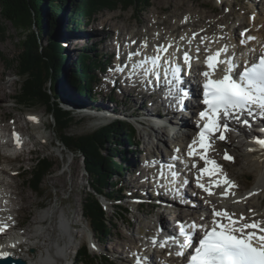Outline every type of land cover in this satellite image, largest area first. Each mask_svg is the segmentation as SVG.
<instances>
[{
  "label": "rangeland",
  "instance_id": "rangeland-1",
  "mask_svg": "<svg viewBox=\"0 0 264 264\" xmlns=\"http://www.w3.org/2000/svg\"><path fill=\"white\" fill-rule=\"evenodd\" d=\"M256 2L261 4L264 0H258ZM252 3V0H224L223 2L220 0H150L147 5L141 4L138 7L134 6L126 10L122 9V7L115 10H101L91 19V21H95V24H86L84 21L79 22L72 20L70 10L73 4L71 3V0H65L64 4L61 6V14L63 15L64 23L61 25L62 37H59V41H63L64 44H66L63 37L66 38V40L68 39V47L64 45L66 48L63 51L65 61L61 66L64 77L60 79L64 87V96H61L59 100L62 108L74 116V120L72 121L71 126L67 128V132L75 136L92 133L102 124L104 125L118 119L107 118L109 121H105L102 119L104 117H101L98 114L104 107H113L118 116H121L118 120H127L137 129L133 144L126 142L123 143L119 140L113 144H107L110 148L112 146L113 148L117 147L120 149L118 155L116 154L114 156L115 159L123 164V166H127L128 170L131 163L129 164L124 161V156H126L128 160H130V157L131 159L139 158L143 162L145 158L154 159L155 156L163 157V154L168 152V149L172 148L173 139L175 138L177 131L169 126L161 127L160 125H157V123L153 126L147 121V119L140 117V115L137 117L127 116V114H125L126 112H133L134 110H137V108L143 107L141 98L138 96V93H127L126 89H123L122 93H120L117 86L108 88V85L104 82L105 75L99 68L95 69L97 81L93 85L92 93V96H94L96 100L91 99L89 94L84 95L79 93L76 86L69 81V78H71L72 75V65L75 63V59L79 54L86 50L93 55H96L95 51H97V54H103V58L108 60L110 58L109 47L114 45V43H117L116 37L120 30L118 27H121V31H124V39L129 38L127 40H130L131 37H136L139 38L140 43L142 42V44V40H148L143 37L146 35L148 29H151L154 34L152 39L157 37H155V35L158 34L156 31L157 28L161 31V40L164 43H166L169 38H176L175 40L182 38L183 40L188 32L194 33V31H200L201 34L197 40L199 44L205 40L210 42L211 38L218 35L219 32H224V35L228 36L227 40H231L233 37L235 41H238L241 44V41L245 39L242 35L243 29L247 26L254 27L259 21V19L255 23L250 21H253V19H251V13L255 12V4L253 6ZM259 12H261V10ZM223 15H226L227 17L226 21L229 24L228 28H223L224 24L219 21V24L216 23L212 26L217 29L219 25L222 24L217 32L212 33V31L207 34L204 30H201V28L205 26L203 22L206 23V18L211 21L212 17L217 19L220 17L222 18ZM192 16L194 18L192 19L196 20L198 25L193 27L189 25V21L184 24L186 18ZM88 20L89 19H86V21ZM158 20H164V22L166 20L170 22L171 25L183 23L186 25L185 28L187 29L184 32L182 27H177L175 30V36H182L183 33L184 36L180 38L167 37L171 36L172 30L170 27L172 26L169 24L162 27L158 25ZM102 21L104 22V25H102ZM5 26L6 32L3 35H0V80L5 87L4 93L8 94L9 97L3 101V104L0 106V124H3V127H6V131H13L15 128H19L24 134H27V140L33 139L36 142L32 144L30 143L28 148L33 149L34 153L26 151V154L20 157H14L12 155L7 156L8 152L5 149H2L4 155L0 153V163L2 164L0 165L9 170V174L1 175L2 179L7 182L15 180L23 189V192H25L24 194L30 195L31 200L30 203H26V208L22 207L23 205H21L22 203H20L19 200L16 203H12L10 206H5L12 211V214L15 215L19 221H21L22 227L20 232L22 233L27 232L28 228L37 229V225H40V223L35 222L36 217L41 215V213H44V211L50 207L56 206L57 211L55 213L56 216L54 218L55 220H53V225H51L49 221H46L47 219L44 220L46 222H43V225L45 227H52L53 242L54 239L59 240L58 242L63 246L66 245L68 238L60 237L61 231L58 221L60 220V216L64 214L70 224L69 229L73 236L72 243L70 244V249H68L69 252L65 255L64 259L58 260L55 264H84V262L79 260L77 255L78 250L84 246L92 258H98L99 262H96V264H134V252L142 250V240H145L149 235H154L156 232L155 227H157L155 224L156 222L158 223L159 218L161 217L162 219L164 218L168 220L176 218L175 215L177 216V214L171 210L173 208L172 206L175 205L172 204L169 208L164 205H154V199H151L150 196L147 198L131 197L129 194L132 190L127 183L130 182V184H136L132 181L135 174L126 175L125 172H122L121 175H116L114 178L110 179L109 183V188L113 191L115 196L124 197L122 199L120 198V201L116 203L108 201L109 203L106 205L107 216L112 218L111 234L101 238L93 231L89 220L83 212L86 195L94 191L88 181L90 176L84 168L83 157L79 153H74L68 150L63 144L59 126L55 123V118L47 110L45 105L28 107L26 105H20L18 102L17 95H19L22 90L23 78L19 77V69L13 62L16 59L19 47H21L19 43L21 35L11 24L6 23ZM102 26L105 27V30L100 28ZM213 28H209L207 31L210 32ZM101 31L103 32L104 39L98 43L94 38H99L102 33H95L94 36H90V34ZM164 31L167 36L164 34ZM153 34L151 33V36ZM204 37L207 39H203ZM43 40L45 42L47 41L46 35H44ZM186 41L188 40H184L183 42L185 43ZM168 42H170V39ZM205 46H208L206 42ZM71 50L73 54L70 53ZM245 50L247 51L250 49L249 47H244V51ZM98 58L100 57L98 56ZM65 96H68L69 99L67 100ZM81 101H83V105ZM31 114H35L36 117L38 115L40 116V124H36L31 120ZM133 114L135 115L139 113ZM162 130H166V135L164 134V137L159 138L157 134ZM143 135L145 137H143ZM38 136L40 137L38 138ZM216 140L218 143L217 147L222 148L218 157L223 158V155L227 150L235 155L234 162H223L224 167L227 168L231 176L237 177V180H233L235 184H238L244 192L248 191L257 180V172L254 170L245 171L241 169L244 162V156L241 153L242 149L245 148L243 143L239 142V139L235 141V144L239 145V151L236 152L230 146L229 148H226V146L230 144L231 138L225 141H219L217 138ZM149 141L151 144H149ZM158 145L159 150L157 149ZM147 147L149 150L146 152L145 148ZM44 156L54 161V166L52 173L45 177L43 181L42 191L38 192L32 189L28 181V175L31 174L37 160ZM144 180L145 178L142 181ZM120 187H123L122 192H119ZM143 190L150 191L146 188ZM143 190L135 195H143L145 192H143ZM256 200V203L254 201L255 206L249 204L245 207L242 202L233 203L231 205V213L239 215L243 212L247 217L246 220L252 219L253 215L258 213L260 218L264 220V194H260ZM142 201L144 202L142 203ZM198 201L202 204L201 199H198ZM257 204L258 206H256ZM121 206L127 208V211L122 212L120 208ZM182 210L187 212L186 207L182 208ZM198 213H202L201 209L198 210ZM28 236L32 237V234ZM28 236L24 237L31 243L39 240L38 238L30 239ZM92 237L98 245L97 250L89 243V240ZM42 242L45 243L44 240H42ZM49 242H51V238L47 241L46 245H48ZM25 247L28 249L33 248L28 245ZM44 248L45 246L43 248H35L33 251L34 253H29H40L43 252ZM120 253L122 254L120 255ZM106 258H108V261L105 260Z\"/></svg>",
  "mask_w": 264,
  "mask_h": 264
},
{
  "label": "bare ground",
  "instance_id": "bare-ground-1",
  "mask_svg": "<svg viewBox=\"0 0 264 264\" xmlns=\"http://www.w3.org/2000/svg\"><path fill=\"white\" fill-rule=\"evenodd\" d=\"M220 1L223 2L224 0H220ZM256 1L252 0L253 6L255 4V7L258 9V11L257 10L255 11L256 20H254V21L250 20V21L252 23H255L256 21H258V19H259V21L256 24V26H254V27L249 26L250 31H249L248 35L246 36V39L242 40V41H244V43L240 44L238 41H235V39L232 37L231 38L232 39L231 40L232 47H230V45H228L226 43L228 36L224 35V32H219L218 35L213 36L215 38L212 37L213 39L211 38L210 42L209 41L207 42V40H205V41H202L200 44L197 41L199 39L200 34H201L200 31H194V33L188 32L185 35V38H183V40L180 37L184 36V33L182 34V36H179V37L175 36V30L177 27L178 28L182 27L184 29V32H185V30L187 28H185L186 25H184V24H186L187 21H189V25H191L193 27L198 25V22H196V20H193L194 19L193 16L190 18L187 17L184 24L183 23H179V24L176 23V24L171 25L170 22H168L166 20H165V22H164V20L163 21L158 20L159 21L158 25H160L162 27L167 26L169 24L172 26V27H170V29L172 30L171 36H167L166 32L164 31L165 32L164 34H166L167 37H177L180 39L175 40L176 38H169L170 42H168L169 39L164 37V38L168 39L167 42L164 43L161 40V38H162L160 35L161 31H159L158 28L156 30L158 32V36L156 37V35H155L156 38H154V39L156 41H160V45L161 44H163L164 46L171 45L173 49L170 52V54H173V55H176L177 50L180 52L183 49H185L186 51L191 50L193 52L192 58H193V60L196 59L197 62H200L203 59V57L207 58L208 55L212 54L214 51H216L218 49H223L224 47H227V52H224L225 60L230 59V58H234V62L236 65L237 64L236 61H238V60L236 59L234 54L237 53L238 58H241L246 64L252 63L260 55L264 54V2L259 4ZM259 9L261 10V12H259L260 11ZM226 20H227L226 15H223L222 18L220 17L217 19L215 17H212L211 21L207 20V18H206V23L203 22L205 24V26L203 28H201V30H204L205 33H207V34L211 33L212 31H213L212 33L217 32V30H219V27L222 24L220 23L221 25H219V27L217 29L213 28L212 26L215 25L216 23L219 24V21H221L224 24L223 28H228L229 24L227 23ZM60 21H61V23H60V27H59L60 28L59 29V37H62L61 36V32H62L61 31V25L64 23L63 15L61 16ZM244 23H246V22H244ZM102 25H104L103 21H102ZM154 25H155V23H154ZM207 26H209V27H207ZM157 27H159V26H157ZM100 28L102 30H105L104 26H102ZM118 28L120 29L118 31V36H117L118 40L124 41V42L128 41L129 43H131V46L133 45L135 48H137L138 47V45H137L138 41L136 42V37H131L130 40H127L129 38L124 39V36H125L124 31L123 30L121 31V27H118ZM159 28H161V27H159ZM209 28L210 29L213 28V29L210 32H208L207 29H209ZM190 31H192V30H190ZM225 31H226V29H225ZM150 32L153 34L151 29H148L146 35L143 36L145 39L146 38L148 39L146 41V44H145L146 45L145 49H147L149 47L147 44L150 45L152 37H154V34L151 36ZM95 33L96 34L102 33V34H101V36H99V38H94V40L97 41L98 43L103 41V39H104L103 32L102 31L101 32H93V33H91V34L89 33V34H90V36L91 35L94 36ZM195 33L197 34L196 39L194 38ZM232 33H233V31H232ZM232 36H233V34H232ZM247 37H254V39H247ZM67 38H69V37H67ZM205 38L206 37H204L203 39H205ZM63 40L66 43V44H64V42L62 41L63 46L65 45L66 47H68V42H67L68 39L66 40V38L63 37ZM184 40H188V41H186L184 43L183 42ZM216 40H217V42H216ZM205 42L208 44V46H205ZM193 44H194V47H193ZM198 46H203V47H198ZM243 46L249 47L250 50L244 51ZM195 47H197V48H195ZM71 48H72V46H71ZM122 51H124V49L121 47L120 52H122ZM152 51H153V53L156 52V48L153 49ZM70 53L73 54L72 50ZM109 54H110V57L114 56V53L112 51H110ZM69 61H70V59H69ZM123 64H124V62L121 61L120 66L122 67ZM107 76L111 78V81L109 82L110 85H108V88H111L112 84L114 85V83H112L113 79H114L112 71ZM115 81L117 84L114 86H117L119 80L115 79ZM132 82L133 81L131 79L130 83H132ZM0 83H1L0 84V106H1L3 104L2 102L5 101L6 99H8L9 95L4 93L5 87L2 85L3 82L1 80H0ZM117 88H120L119 89L120 93H122L123 89H126L127 93H130V92H133V94L138 93L137 87H135L133 84H128L126 82L121 83V86L117 87ZM199 95H200V93H199L198 89L193 88L192 92H191V96L187 97V99H186L187 101L185 102V104H187V108H185V109H183V108L179 109L178 108L177 110H175V109H169L166 106H164L160 95H151L150 96L146 92L141 91L140 94H138V96L141 98V103H142L143 107L137 108V110H134L133 112H126V113L124 112V113L127 114V116H132V117H137L140 115V117L147 119V121H149L153 126H155L154 124L157 123V125H160L161 127L163 126L162 124H164L166 126H169V127L171 126V127L175 128V130H177L176 141L178 143V146L176 147L175 151L173 149L174 153H177V149L179 150L181 148L180 144H182L185 141V139L187 140V143H189L188 149H189V146L191 145L192 150H194L195 153H198V152H200V150H198L196 145H192V143H191L196 138L194 136L193 123L189 122L190 117L188 115V111L191 112V110L194 109V107L190 106L189 101L191 99H195V97H197ZM68 99H69V97H68ZM180 100H182V99H180ZM81 103L83 105V101H81ZM193 106H196V103H194ZM140 110H141V112H140ZM133 113H139V114L134 115ZM98 114L101 117H104L102 119H104L105 121H109V120H107V118H110V119L111 118L112 119L121 118V116H118V114L114 111L113 107H104L101 110V112H99ZM33 117L35 119H31V120L34 121L36 124H40V119H41L40 116L38 115L36 117L35 114H31L30 118H33ZM173 120L178 121V124L176 126L174 125L173 122H171ZM249 120L251 122H253V120H251V119H249ZM183 123H184V125H183ZM237 125H240V124L237 123ZM16 129H18V131H19V128H15L14 130H16ZM3 130H5V131L7 130L5 126L3 127ZM21 132L24 133L23 131H21ZM233 133H238L239 138L235 137V138L231 139L230 144L228 146H226V148H229V146H230L234 151L238 152L239 151V145L235 144V141L239 139L238 141L243 143L245 148L242 149L241 153L244 156V162L241 166V169L245 170V171H249V170L256 171L257 172L256 182L251 186L250 189H248V191L244 192L240 188V186L238 184H235V182L233 181V180H237V177L231 176L230 172H228L227 168L224 167L222 172L219 174H215L214 179L211 180L210 183H208L207 189L212 188L214 190L213 195H207L206 193H203L201 191L199 192V196H197V197L199 199H201L202 204L197 199H193V198L189 197L190 195L187 197L186 196L181 197L182 202H183V206L186 207L187 212H184L182 210L181 206L178 204H174L175 206H172L171 204H166L165 202H168V201L165 199V197L163 198V194H157L156 200H154V201H156V203L154 202V204H157V203L163 204L164 206H166L168 208L172 206L173 208L171 210L177 214V216L175 215L176 218H174V219L171 218L168 220V219H164V218L162 219L161 217L159 218L158 223L156 222L155 225L160 229V232L162 231V233H163L164 231L168 230L172 234H175L176 232H174V230H176V228H175L176 223H178L179 221H184L188 224H192V222L194 220H196V218H200L203 221V223H205V224H210L209 227L211 228L212 224H213V220L215 218L212 215L214 210L215 211H222L224 208H227V210L229 211L228 213L232 214L231 213V211H232L231 205L233 203L242 202L245 207H247L249 204H253V206H255L254 204L257 201L256 200L257 197L260 194H264V161L259 160L258 157H256L254 154L250 153V148L253 146L254 142L256 141V138L264 139V125L261 126V125L252 124L251 127H246V126L241 125ZM164 134L166 135V130H162L161 132H159L157 134V136L159 138H162V137H164ZM26 135L27 134H23V136H25V137H26ZM218 135H220V134L217 131L213 135V137L216 138V137H218ZM39 137L40 136H38V138ZM143 137H145V136L143 135ZM245 137H246V139H244ZM29 140H30L29 143H31V144L36 143L33 139L32 140L29 139ZM149 144H151L150 141H149ZM157 149L159 150V145H158ZM148 150H149L148 147L145 148L146 152ZM169 150H171V148ZM26 151L27 150H24V152L20 156H24L26 154ZM30 152L32 153L33 149L30 150ZM123 160L128 162L129 164L131 163V165H130L131 167L129 166L128 170L126 171V175L135 174L132 181H134L136 184L133 185V184H130V182L127 183V184H129V186L132 190L131 191L132 193L130 192L129 195L131 197H134V198H136V197L137 198L138 197H146L147 198L150 196L151 199H153L152 198L153 192L151 190V187L150 186H148V188L146 187V185L149 184L152 177H151V174L148 173L146 170L147 165L145 164V162H143L139 158L131 159V157H130V160H131L130 161V160H128V158L126 156L123 157ZM148 160H150V159H148ZM159 160L164 161V159L160 158V157H159ZM188 161H190V164L192 167L195 165L194 162H191V160H188ZM1 165H0V210L3 212L2 214H4V212H8V213H10L9 215H12V211H10L9 209H6L8 207H6L5 205L7 204L8 206H10V205H12V203H14V202L16 203L19 200V202L22 203L21 205H23L22 207H25L26 203H28V202L30 203V201H31L30 195L24 194L25 192H23V189L20 187V185H18L16 183L15 180L7 182L6 180L2 179L1 175L9 174V170L5 167H2ZM217 166L221 167L223 165H222V163H219V165H217ZM131 170H132V172H131ZM225 177L227 178L228 181L231 182V184L233 185L232 187H229L228 184L222 183V181L225 179ZM144 178H145V180L142 181ZM145 188L149 189L150 191L143 190ZM141 190H143V192L145 191L143 194L144 196L143 195H135V194L141 192ZM149 192H150V194H149ZM225 192H227L228 194L223 195V193H225ZM233 193H234V195H233ZM250 193H252V195H250ZM221 196H223V197L220 199ZM254 201H255V203H254ZM134 203H136V202H134ZM256 206H258V204ZM174 207H175V209H174ZM200 209H203L204 211H202V212H204V214H206L205 217H203V218H202V215H200V213H198V210H200ZM56 211H57L56 206L50 207L49 209L45 210L44 213H41V215L37 216L35 219L36 223H40V225H37L38 226L37 229H29L28 228L27 232H24V233L17 232V233H15V235L12 238L14 242H19V241L25 240V246L28 245L29 247H33V248H31L33 250H35V248H39V247L43 248L45 246L43 252L31 254V253H34V252L30 251L31 249H28L26 247L24 248L22 246H20L16 249L14 246H7L5 243L0 244V251L5 252V251L9 250L15 257H23V258L27 259V264H55L58 262V260L64 259L65 255H67L69 252L68 249H70L69 247H70V244L72 243V237H73L72 233L69 229V226H70L69 222L65 218L64 214L62 216H60V220L58 221L59 228L61 231L60 237L61 238L62 237L68 238V241L66 242V245H64V246L62 244L60 245V243L58 242L59 240L54 239V242H53V238H52L53 237V234H52L53 229H52V227L51 226L45 227L43 225L46 221H49L51 223V225H53V220H55L54 218L56 216L55 215ZM241 216L246 218L245 213H243V212H241L240 215H238V216L234 215L235 218H240ZM44 220H46V221H44ZM253 221L259 222L262 226H264L263 219L260 218L258 213L254 214L253 218L250 219V222H253ZM30 234H32V237L28 236ZM24 236H28L30 239L38 238L39 240L36 242H33V243L27 242L26 241L27 239ZM50 238H51V242H49L48 245H46L47 241H49ZM154 238H156V236ZM154 238H148L147 243L152 241V239H154ZM42 240H44L45 243H43ZM132 245H133V243H132ZM139 251L140 250L135 251L134 254L135 255L139 254ZM29 252H31V253H29ZM121 254L122 253H120V255ZM152 259H153V261H156V259L154 257H152ZM179 262H180V258L171 257V258L166 259L165 264H178Z\"/></svg>",
  "mask_w": 264,
  "mask_h": 264
},
{
  "label": "trees",
  "instance_id": "trees-1",
  "mask_svg": "<svg viewBox=\"0 0 264 264\" xmlns=\"http://www.w3.org/2000/svg\"><path fill=\"white\" fill-rule=\"evenodd\" d=\"M64 1L0 0V35L6 32V23L11 24L21 35L19 40L21 47L13 62L19 69V77L23 78L22 90L17 95L20 105L28 107L45 105L59 126L63 144L68 150L82 155L84 168L90 176L88 181L94 190L86 195L83 212L93 231L102 238L111 234L112 218L107 216L100 196L117 197L109 188L110 179L125 172L123 164L114 157L118 155L120 149L112 146L110 148L107 144H113L118 140L133 144L137 129L129 121L117 119L102 124L92 133L75 136L67 132L74 116L62 108L59 100L64 96V87L60 79L64 77L61 66L65 61L63 56L65 47L59 41L61 6ZM149 1L71 0L73 6L70 15L73 21H84L87 24L101 10H115L120 7L126 10L141 4L147 5ZM44 35L47 36L46 42L43 40ZM95 53L96 55H93L84 50L79 54L72 65V75L69 78L79 93L89 94L94 100L96 98L92 96L93 85L97 81L95 69L103 67L104 64L98 58L97 51ZM53 166L54 161L45 156L37 160L31 174L28 175L33 190L42 191L43 181L52 173ZM120 208L122 212L127 211V208L122 206ZM77 255L84 264L99 262L98 258L94 259L88 254L85 246L78 250ZM105 260L108 261V258Z\"/></svg>",
  "mask_w": 264,
  "mask_h": 264
},
{
  "label": "snow or ice",
  "instance_id": "snow-or-ice-1",
  "mask_svg": "<svg viewBox=\"0 0 264 264\" xmlns=\"http://www.w3.org/2000/svg\"><path fill=\"white\" fill-rule=\"evenodd\" d=\"M243 35V34H242ZM247 39H254V37H247ZM244 43V41H241ZM171 47V45H169ZM167 49L163 46L157 48V52ZM222 52H227V47L217 50L214 56L207 57V64L209 67L215 69L217 64H227L228 67L224 69L225 75L222 79H211L210 72H204L203 75L207 78L204 84V100L203 103L207 105L208 110L200 113L201 117H207L208 123H206L199 134V142L201 147H206L207 135L215 131L223 132L229 130L228 124L219 123V118L223 116L225 119H234L237 123H243L250 127L249 121L244 119L241 121V115L252 117L254 115V106L258 108L259 115L264 116V54L259 57L258 63H253L250 67H245L243 71L234 78L232 73L236 68L234 58L227 60H220ZM151 62L152 68H148L145 71V75L152 73L153 69L157 68L160 64L161 57L159 55L151 58H146L140 62V67ZM184 61L190 66L191 57L187 52L184 54ZM171 65V61L168 62ZM135 67V66H134ZM123 71V68L117 69ZM182 69L180 65H176L174 68H165L164 75L168 76L171 73L172 80L167 81L171 84L174 80H180V73ZM157 81L160 79V73H155ZM183 91V90H181ZM171 92V90H170ZM31 119H35L34 117ZM219 136L220 140H225L226 136L223 134ZM18 139V137H17ZM19 142V141H18ZM260 148L264 149V139L256 138L255 141ZM197 141L193 140V144ZM255 151V149H250ZM177 151H179L177 149ZM195 151L192 150V146H189L188 155H195ZM206 159V157H204ZM225 159L231 160L232 157L225 153ZM215 165V161H211ZM218 167V166H217ZM202 171L207 172L208 169ZM163 173H161L162 175ZM176 173H173L175 176ZM222 183L228 184L232 187L230 181L225 179ZM204 187L203 184L199 185ZM208 191V189H205ZM210 194H212L210 192ZM225 192L223 195H227ZM234 195V193H233ZM252 195V193H250ZM214 217L227 218L228 223H222L219 219H214L210 230H205L203 237L198 239V246L194 247V254L188 259V264H264V226L259 222L253 221L252 223L243 222L245 217L241 216L239 219L234 218L233 214H229L227 210L213 211ZM237 225H239L237 227ZM6 227V225H5ZM189 230L192 228H198L203 226H197L195 223L188 226ZM253 229V231H246ZM3 231V228H0ZM179 231L185 235L186 243L181 244V250L176 252L177 256H183L185 247H193V236L188 235L185 232V227L180 226ZM259 233V234H258ZM173 239L174 238H169ZM258 243H254L257 242ZM167 240L162 246H166ZM171 254V253H169ZM10 254L0 251V259L9 258ZM137 264H142L141 261H137Z\"/></svg>",
  "mask_w": 264,
  "mask_h": 264
},
{
  "label": "water",
  "instance_id": "water-1",
  "mask_svg": "<svg viewBox=\"0 0 264 264\" xmlns=\"http://www.w3.org/2000/svg\"><path fill=\"white\" fill-rule=\"evenodd\" d=\"M0 264H27V259L10 254L9 258L0 259Z\"/></svg>",
  "mask_w": 264,
  "mask_h": 264
}]
</instances>
